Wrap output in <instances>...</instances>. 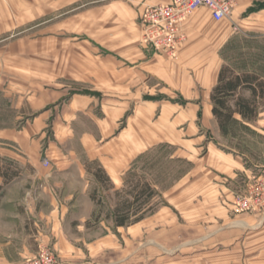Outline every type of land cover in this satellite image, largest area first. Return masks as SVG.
Wrapping results in <instances>:
<instances>
[{"label": "crops", "instance_id": "1", "mask_svg": "<svg viewBox=\"0 0 264 264\" xmlns=\"http://www.w3.org/2000/svg\"><path fill=\"white\" fill-rule=\"evenodd\" d=\"M167 3L0 0V21H7L0 35H19L0 48V167L19 168L8 184L0 176V264L29 258L50 241L57 264H264V212L229 218L227 210L220 222L178 221L177 213L211 212L231 202L222 183L200 204L173 189L163 194L167 207L86 251L70 247L61 230L76 198L88 197L96 182L86 163L118 188L151 149L198 156L205 137L196 121L212 119L219 134L210 94L230 31L264 38V0H242L219 22L199 8L182 22L184 40L167 59L141 44L139 22L144 6ZM227 26L228 32L218 30ZM216 145L206 139L201 166L213 162L234 179L237 158ZM196 175L188 173L184 184ZM29 181L43 187L36 199L24 198ZM23 210L32 222L18 215Z\"/></svg>", "mask_w": 264, "mask_h": 264}, {"label": "rangeland", "instance_id": "2", "mask_svg": "<svg viewBox=\"0 0 264 264\" xmlns=\"http://www.w3.org/2000/svg\"><path fill=\"white\" fill-rule=\"evenodd\" d=\"M7 7L6 5L3 6L5 9ZM6 23V20L0 21V28L3 29ZM218 30L228 32L231 27L227 26L226 29ZM32 32L30 36L33 39H38L39 33ZM230 32H233L230 39L219 51V57L224 64H264V38L244 37L233 30ZM18 37L19 35H15L13 38L0 35V48L5 47L9 40ZM244 94L248 96L247 93ZM258 111V119L247 124L248 130L236 126L232 135L227 138L221 137L215 131L212 119L201 118L195 123L200 128L199 130L203 131L205 137L204 147L206 139L210 138L215 145L218 144L216 146L223 154L229 158H237L240 170L237 169L238 171L233 172L236 175L234 179H231L232 174L229 177L214 169L213 162L204 163V166H201V160L206 151L205 148L203 149V145L201 146L202 149L198 151V156L195 154L192 157L185 156L179 150L166 146L151 149L133 164L131 172L120 187H113L110 181L107 183L96 181L95 183H89L88 197L76 198V209L67 215L66 225L61 228L69 241L68 245L86 251L91 243L105 235L123 234L126 227L150 219L158 210L163 209L164 206L167 207L168 203L163 194L173 189L176 190V188L183 190V192L180 191L179 195H187L189 196L187 200L198 204L205 200V192L210 187L216 190L218 188L217 184L221 183L226 189L230 190L229 195L233 197L231 202L226 201L221 208L211 212L203 210L198 214L177 213L179 222H203L206 220L220 222V217L223 214L224 216L227 215V210L231 212L228 213L229 218L231 215L236 216L232 205L234 196L243 192L255 178H264V104L259 107ZM16 168L19 171V168ZM89 168L91 171L96 170V167L92 164ZM188 173H197V175L184 184L185 179L188 178L185 176ZM139 180L148 183L157 193L156 197L145 204L142 199L135 202L125 194V191H130L134 183ZM32 185L33 182L31 181L26 184L27 189L30 191L24 195L25 199L28 196H33L36 199L37 195L43 190L41 184L39 185L37 182ZM116 191H118V194ZM179 195L176 196L179 197L180 202L181 197ZM185 204H187L186 200ZM128 205L130 208L129 220L124 226H121L124 230H117L119 227L115 226L114 210L116 206L124 208ZM171 209L175 213L174 209ZM18 215L25 219V223H30L32 222L30 220H33H27L24 210ZM196 218L198 220H195ZM81 220L82 222L85 220V222L81 224ZM53 246L50 241L47 245H40L38 248L47 247L55 254L57 259L58 252L56 253Z\"/></svg>", "mask_w": 264, "mask_h": 264}, {"label": "trees", "instance_id": "3", "mask_svg": "<svg viewBox=\"0 0 264 264\" xmlns=\"http://www.w3.org/2000/svg\"><path fill=\"white\" fill-rule=\"evenodd\" d=\"M210 102L211 114L221 137L227 138L232 135L236 126L248 130L247 124L258 119L259 107L264 104V64H223L218 73L217 83L212 88ZM91 164L94 165L85 164L87 172L98 183L109 182L101 168L91 171L89 168ZM18 173L17 168L13 170L10 167H0V176L4 184L10 183ZM116 192L118 194V191ZM125 194L135 202L142 199L144 204L157 196L155 190L141 180L136 181L132 189L125 191ZM129 214V205L124 208L116 206L115 226H124L129 220Z\"/></svg>", "mask_w": 264, "mask_h": 264}, {"label": "built area", "instance_id": "4", "mask_svg": "<svg viewBox=\"0 0 264 264\" xmlns=\"http://www.w3.org/2000/svg\"><path fill=\"white\" fill-rule=\"evenodd\" d=\"M242 0H169L167 4L144 6L139 18L140 42L167 59L176 57L184 40L182 22L199 8H205L212 20L229 19ZM260 2L262 0H255ZM45 166L48 164L44 162ZM233 212L258 214L264 212V178L257 177L241 193L234 196ZM10 264H57L55 254L47 247H39L35 254Z\"/></svg>", "mask_w": 264, "mask_h": 264}]
</instances>
